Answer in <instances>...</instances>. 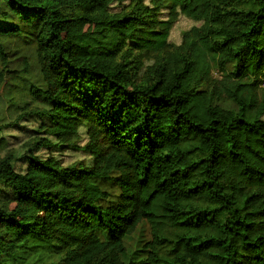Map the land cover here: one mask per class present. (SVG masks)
Returning a JSON list of instances; mask_svg holds the SVG:
<instances>
[{"label": "trees", "instance_id": "16d2710c", "mask_svg": "<svg viewBox=\"0 0 264 264\" xmlns=\"http://www.w3.org/2000/svg\"><path fill=\"white\" fill-rule=\"evenodd\" d=\"M124 1L0 0L42 83L15 124L46 121L42 148L84 128L92 159H0V264H132L143 223L139 264H264V0ZM178 15L200 25L172 46ZM7 64L0 42V86L28 74Z\"/></svg>", "mask_w": 264, "mask_h": 264}, {"label": "rangeland", "instance_id": "374dc122", "mask_svg": "<svg viewBox=\"0 0 264 264\" xmlns=\"http://www.w3.org/2000/svg\"><path fill=\"white\" fill-rule=\"evenodd\" d=\"M147 4L148 1L145 0ZM129 4V0H125L123 5ZM116 5H112V8ZM166 12L159 16L160 19L166 18ZM199 22H194L178 15L177 21L173 24L169 36L168 43L172 46H178L181 43L182 34L190 28L199 26ZM8 55V68L21 69L23 60L29 66L28 74L23 80L17 83H7L0 86V124L12 125L3 129L0 133V159L7 154L12 155L15 159L12 163L13 169L17 173H24L27 168L25 156L31 154L40 160L52 158L56 160L61 167H67L73 164L82 163L86 166L92 164L91 157L83 152L80 148L86 144L85 130L80 128L79 140L75 144L76 148H66L55 146L51 148L39 147L34 142L39 138L49 139L51 142L55 140L40 132V125L46 124V121L36 117H26L15 124L16 118L22 115V109L41 108L43 103L41 100L32 95L30 89L41 88L39 68L35 61V49L26 39L20 38H0ZM1 67V66H0ZM223 107H233L230 103L222 104ZM264 118V117H263ZM105 190L111 192L105 184H101ZM10 197V191L0 184V203ZM147 227L143 223L129 237L125 239V246L130 253L129 260L132 264H139L144 257L141 250V243L148 239Z\"/></svg>", "mask_w": 264, "mask_h": 264}]
</instances>
